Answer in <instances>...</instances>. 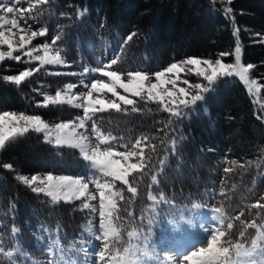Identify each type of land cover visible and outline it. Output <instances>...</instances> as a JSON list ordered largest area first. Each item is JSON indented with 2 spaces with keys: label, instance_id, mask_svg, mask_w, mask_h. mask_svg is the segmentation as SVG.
Returning <instances> with one entry per match:
<instances>
[{
  "label": "trees",
  "instance_id": "trees-1",
  "mask_svg": "<svg viewBox=\"0 0 264 264\" xmlns=\"http://www.w3.org/2000/svg\"><path fill=\"white\" fill-rule=\"evenodd\" d=\"M43 7L45 13L41 19L48 34L39 37V41L50 43L58 31L57 25L62 26L63 39L57 44L71 63V67L49 70L79 71L107 63L131 33L136 35L124 45L121 63L113 66L114 70L151 73L187 57L215 60L220 53L234 50L233 28L237 27L243 62L254 65L250 75L264 82V0H232L230 5L223 0H51L50 5ZM78 7L87 9L85 16L79 19L75 17ZM226 7H231L234 20L224 14ZM61 13L72 15L62 16ZM233 60L232 56L224 58L226 62ZM28 66L16 61L0 63V112L23 111L56 123L82 115L81 109L69 105L36 106L43 97L33 89L52 93L74 82V76H52L42 70L19 87L2 79ZM253 100L238 78H222L204 102L198 103L185 117L173 118L174 131L165 129L167 136L160 129L164 128L169 115L160 111L155 103L138 102L143 111L137 113L131 112L128 106L127 114L114 111L97 114V124L102 131L123 137L126 143H134L143 135L154 138L151 143L156 145V153L146 149V155H153L151 171L139 181L136 198L126 206H123L126 202H120L122 217L126 215L125 209L135 205L133 215L137 220L142 213L149 218L154 216L152 245L160 242L164 230L177 225L182 213L213 211L221 204L229 217L243 210L241 220L256 219L261 223L256 217L258 210L250 206L257 200L264 203L261 199L264 197V122L257 119V115L264 117V112ZM172 138L176 140L175 154L169 144ZM161 140L165 144L162 145ZM244 140L247 144L241 145ZM165 151L164 175L158 177L160 185L153 186L152 192L159 196L163 191L174 201V206L161 204L153 214L146 211L151 204L147 199L148 185ZM231 161L238 164L255 161V164H245V168L235 166L234 172L226 174L223 169L233 166ZM4 163L14 166V171L0 167V221L7 226H0V232L4 234L5 244L9 243L13 223L22 231L24 248L40 260L45 259L46 254L35 240V236L41 234L38 223L54 228L59 222L66 234L65 242L78 239L87 220L84 213L77 210L78 203L61 201L54 205L50 198L37 196L15 176L17 173L43 176L50 172L87 177L88 163L80 151L67 146L57 148L45 142L43 134L30 132L0 152V165ZM136 175L130 177L133 186H137ZM222 187L227 190V199L219 194ZM125 196L130 194L125 193ZM197 204L201 207H194ZM233 224L230 235L235 240L242 225L235 220ZM136 226L147 232L148 220H138ZM254 236L255 230L248 229L246 239L250 241Z\"/></svg>",
  "mask_w": 264,
  "mask_h": 264
},
{
  "label": "snow or ice",
  "instance_id": "snow-or-ice-1",
  "mask_svg": "<svg viewBox=\"0 0 264 264\" xmlns=\"http://www.w3.org/2000/svg\"><path fill=\"white\" fill-rule=\"evenodd\" d=\"M223 2L230 5L232 0H223ZM50 3L51 0H0V12L4 13L0 15V63L16 61L29 65L18 74L6 75L2 79L19 87L42 70L52 76L84 77L88 83H85V79H81L78 84H65L63 88L57 89L54 95L41 91L40 88L33 89L43 97L42 101L37 102V107L69 105L82 109L83 115L50 125L39 115H30L23 111L0 112V152L30 132L43 134L45 142L57 148L65 146L78 148L82 158L88 162V167L92 170L90 176H55L50 172L43 176L40 174L29 176L17 173L15 179L37 196L50 198L54 205L61 201L65 203L80 201L77 210L88 213L87 223L82 226L83 230L79 238L69 242H65L66 234L63 233L59 222L54 228L38 223L37 228L41 234L35 236V240L41 252L46 254L43 260L34 257L33 253L24 248L21 243L22 231L13 223L7 245L3 232H0V258H2L0 264H158L159 254L153 248L150 239L154 216L149 218L142 213L138 218L139 222L148 220V231L145 232L141 227L136 226L138 220L131 210L125 209V217L120 215V202L130 204L138 194L139 181L151 171L149 165L153 155H146L145 148L152 154L156 153L157 147L151 143L154 138L143 135L134 143L120 144L123 137L102 131L97 124V114L112 111L127 114L128 106H131V112L137 113L143 111L138 107V102H143L145 105L155 103L160 111L169 115L164 128L160 129L167 136L165 129L174 131L171 128L173 118L185 117L198 103L204 102L222 78H238L246 86L250 96L259 94L264 84L250 78V70L254 65H245L241 62L242 47L239 39L240 30L237 27L233 28V35L236 37L234 50L220 53L215 60L187 57L151 73L147 70L126 72L114 70L113 66L121 63L124 45L136 35L131 33L123 40L118 53L107 63L101 62L95 68L84 67L80 73L49 70L71 67V63L65 55H62L64 49L57 44L63 39L62 26L57 25L58 31L51 43L45 41L42 44H32L37 37H46L48 34V28L43 25L41 18L45 13L43 6H48ZM21 4H27V8L20 7ZM86 12V8L78 7L75 17L82 18ZM231 13V7L224 9V14L234 20ZM60 15L71 17L72 14ZM21 20L28 25L27 28L21 26ZM29 20L32 21L31 24L28 23ZM33 24L41 26L37 30H32ZM17 35L18 42L15 40ZM3 46L7 47V51L3 50ZM229 56L234 57V62L224 61V58ZM33 64L36 66H31ZM182 73L194 74L199 81L191 83L187 79H182ZM125 76L126 82L122 79ZM153 79L155 82H152ZM178 82L186 87L179 86ZM78 87H83L85 91L74 92ZM118 88L122 89L124 94L117 91ZM109 93L111 98L105 99L104 97ZM253 103H256V100H253ZM261 107L264 108V105ZM257 119L264 122V117L261 115H257ZM89 122H91L90 126ZM89 133L95 138L96 143H92ZM160 143L163 145L165 141L161 140ZM169 144L175 154V138H172ZM117 146L123 147L125 151H117ZM166 160L167 151L164 158L159 161V168L150 176L147 199L151 204L146 211L153 214L161 204L174 206V201L168 199L163 191L159 192V196L152 192L153 186L158 188L160 185L158 177L164 175ZM230 164L233 166L223 169L226 174L234 172L235 166L245 168V164L251 166L255 161L240 164L231 161ZM0 167L14 171L11 163H4ZM256 167L260 165L256 164ZM134 174H137L134 177L137 186H133L129 179ZM118 183L126 186L129 197L124 195L125 187H117ZM89 185L93 186V190H90ZM232 187L235 188V185ZM219 194L228 198L227 190L223 187ZM194 207L199 208L201 205L197 204ZM250 207L258 210L256 217L261 219V223H257L256 219L241 220L244 216L243 210L238 215L229 217L221 204L220 207L213 208L216 214L215 223L211 228L204 229L202 239L179 252L178 259L172 256H167L165 259L169 264H264V217H261L264 203L257 200ZM234 220L242 225V230L235 240L230 235ZM0 226L7 227L2 221ZM129 226L130 230L126 231L127 240H125V235L122 233ZM248 229L255 230V236L250 241L246 239ZM96 241L100 243L97 244ZM205 244L206 246H201ZM89 248L92 251H89Z\"/></svg>",
  "mask_w": 264,
  "mask_h": 264
},
{
  "label": "rangeland",
  "instance_id": "rangeland-1",
  "mask_svg": "<svg viewBox=\"0 0 264 264\" xmlns=\"http://www.w3.org/2000/svg\"><path fill=\"white\" fill-rule=\"evenodd\" d=\"M20 7L27 8V4H21ZM0 15H4V13L0 12ZM9 18L11 19L12 17L10 16ZM21 26L24 27V28L28 27V25L25 24L23 20H21ZM37 29H38V27L35 24H33L32 25V30H37ZM14 31L18 32V30H16V29H14ZM18 35H19V33H18ZM18 35H17V37H15V40L17 42H18ZM42 43L43 42L39 41V37H37L36 39H34L32 41L33 45L42 44ZM31 46L32 45H29V47H31ZM3 50L7 51V47L3 46ZM204 59H207V58H204ZM232 62H234V60ZM232 62H226V63H232ZM241 62L243 63V59H241ZM32 66H36V65L33 64ZM41 72L39 74H41ZM67 72L80 73V72H82V69L79 70V71H70V70H68ZM181 77H182V79L189 80L191 83H196V82L199 81V78H197L194 74H187L186 75V74L182 73ZM97 78H99V77H97ZM250 78L256 79L258 81V83H260V84H264V82H261L259 79L254 78L251 75H250ZM74 79H75V81L71 82V83L78 84L81 79H85V78L81 77V76H74ZM122 79H124L125 82L127 81V77L126 76L122 77ZM152 82H155V80L153 79ZM85 83H88L87 79H85ZM179 86L186 87V85H184L182 83H179ZM168 87H171V85H168ZM84 91H85V89L83 87H78V88L74 89V92H77V93H82ZM117 91L121 92V94H124L122 89L118 88ZM54 93L55 92H52V93H49V94H53L54 95ZM104 98L105 99L111 98V94L109 93ZM131 98H134V99H137V100L139 99V98H135V97H131ZM253 98H254V100H256L257 107L260 110H262V112H264V108L261 107L262 105H264V88L261 89L259 94H254ZM43 120L46 121L50 125L56 124V122H50V121L45 120V119H43ZM90 125H91V122H89V126ZM89 137L92 140L93 144H94V142L96 143V140L91 135V133H90ZM119 143L122 144V143H126V142L121 140ZM240 143H241V145H245V144H247V140L241 141ZM146 149L147 148H145V153H146ZM117 151H125V149L123 147L117 146ZM133 162H135V161H133ZM91 174H92V171L90 172V175ZM55 176H57V175H55ZM129 179H130V177H129ZM117 187H125L124 195H125V193L127 195H129V193L126 190V186H122V185H120L118 183ZM90 190H93V188H91ZM125 197H129V196H125ZM75 202L78 203L77 207H76L78 209L80 201L77 200ZM93 203H96V202L93 201ZM126 205H127V203H123V206H126ZM136 207L137 206L135 205V206L130 207L128 209L131 210L132 212H134ZM83 213H84V215L87 218L88 217V213L86 211L83 212ZM215 215L216 214L213 211H209V210L208 211H203V212L199 211V212H194V213L193 212L182 213L181 215H179L180 218L178 220L177 225H171L168 230H164V236L161 238L160 242L155 244V245H152L153 248L156 250V252L159 254L158 255V264H169V262L165 259L167 256H172V257H175V258L178 259L179 258L178 257V253L179 252L184 251L186 248L190 247L197 240L202 239L203 235H204V229L205 228H211L214 225V223H215ZM86 223H87V220H86ZM86 223H84V225ZM127 230H130V226L128 228H126L124 233H122V235H125V240H127V236H126V231ZM95 243L99 244L100 242L96 241ZM201 246H206V244L205 245H201ZM162 249H166L167 251L163 252ZM89 251H92V249L90 248Z\"/></svg>",
  "mask_w": 264,
  "mask_h": 264
}]
</instances>
